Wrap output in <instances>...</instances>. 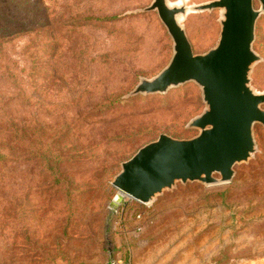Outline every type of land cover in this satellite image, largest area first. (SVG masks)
Returning <instances> with one entry per match:
<instances>
[{"label": "rangeland", "instance_id": "374dc122", "mask_svg": "<svg viewBox=\"0 0 264 264\" xmlns=\"http://www.w3.org/2000/svg\"><path fill=\"white\" fill-rule=\"evenodd\" d=\"M151 3L0 0V264H264L261 124L228 183L179 181L149 206L112 185L160 135L197 136L187 125L205 109L194 82L130 96L173 55ZM221 14L182 18L194 55L217 45ZM252 50L249 86L264 94V13Z\"/></svg>", "mask_w": 264, "mask_h": 264}, {"label": "water", "instance_id": "95a60500", "mask_svg": "<svg viewBox=\"0 0 264 264\" xmlns=\"http://www.w3.org/2000/svg\"><path fill=\"white\" fill-rule=\"evenodd\" d=\"M214 0L188 8L184 1L170 5L152 0L145 12L156 11L172 43L169 64L154 78H142L130 96L164 93L194 82L201 90L203 112L187 125L199 134L189 140L160 135L121 164L112 185L132 199L149 206L176 182L205 185L231 181L233 166L247 162L255 152L252 127H264V94L249 86V73L259 57L252 50L255 23L264 13V0ZM222 11L217 45L194 55L180 22L188 12ZM218 174L219 179L212 177Z\"/></svg>", "mask_w": 264, "mask_h": 264}, {"label": "built area", "instance_id": "2783aa9c", "mask_svg": "<svg viewBox=\"0 0 264 264\" xmlns=\"http://www.w3.org/2000/svg\"><path fill=\"white\" fill-rule=\"evenodd\" d=\"M104 264H119L118 260H114V259H109L107 262H105Z\"/></svg>", "mask_w": 264, "mask_h": 264}, {"label": "crops", "instance_id": "0c3cea01", "mask_svg": "<svg viewBox=\"0 0 264 264\" xmlns=\"http://www.w3.org/2000/svg\"><path fill=\"white\" fill-rule=\"evenodd\" d=\"M119 262V264H120V261H118Z\"/></svg>", "mask_w": 264, "mask_h": 264}, {"label": "trees", "instance_id": "16d2710c", "mask_svg": "<svg viewBox=\"0 0 264 264\" xmlns=\"http://www.w3.org/2000/svg\"><path fill=\"white\" fill-rule=\"evenodd\" d=\"M135 213H136V211H135Z\"/></svg>", "mask_w": 264, "mask_h": 264}]
</instances>
